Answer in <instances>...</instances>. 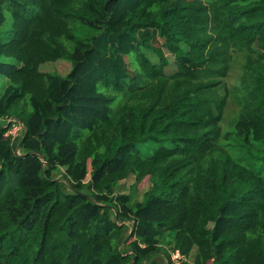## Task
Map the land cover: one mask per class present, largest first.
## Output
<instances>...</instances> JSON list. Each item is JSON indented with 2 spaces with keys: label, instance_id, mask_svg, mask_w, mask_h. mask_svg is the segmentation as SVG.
<instances>
[{
  "label": "trees",
  "instance_id": "trees-1",
  "mask_svg": "<svg viewBox=\"0 0 264 264\" xmlns=\"http://www.w3.org/2000/svg\"><path fill=\"white\" fill-rule=\"evenodd\" d=\"M0 80V264H264V0H0Z\"/></svg>",
  "mask_w": 264,
  "mask_h": 264
},
{
  "label": "rangeland",
  "instance_id": "rangeland-1",
  "mask_svg": "<svg viewBox=\"0 0 264 264\" xmlns=\"http://www.w3.org/2000/svg\"><path fill=\"white\" fill-rule=\"evenodd\" d=\"M8 23H11V19ZM9 36L6 37V42L9 41ZM171 58V56H169ZM245 63V56L243 53L239 51H235L233 53L232 61H231V68L229 71V75L226 79H224L223 82H225L228 85V88L230 92L232 93L235 88H238L242 81V75H243V65ZM71 69V64L66 61H58L54 63H47L44 66H42V70L50 73H56L61 76H65L68 74V72ZM168 70L172 72L174 70V66L171 62L170 66L168 67ZM4 82L0 80V88ZM223 94V92H222ZM240 110V106L236 102L234 97H231L228 100V105L225 111V118L222 121V131L223 133H226L231 130L232 123L236 119L238 112ZM4 124L3 122L1 123ZM20 128V132L18 133V130ZM14 128L17 129V134L19 139L22 138L23 135V128L21 125H16ZM150 185L148 183V179L143 181L140 185L135 186V179L132 177L129 180L122 181L120 183V192L125 194L132 195L134 201H141L143 198L144 193L149 189ZM172 235L169 233L167 236L164 237V239H161L162 244H166L167 242L170 243L172 240ZM169 244H166V246ZM170 245L166 250L170 251ZM171 252V251H170ZM172 256V252H171ZM193 260V259H192ZM191 262V260H189Z\"/></svg>",
  "mask_w": 264,
  "mask_h": 264
},
{
  "label": "built area",
  "instance_id": "built-area-1",
  "mask_svg": "<svg viewBox=\"0 0 264 264\" xmlns=\"http://www.w3.org/2000/svg\"><path fill=\"white\" fill-rule=\"evenodd\" d=\"M11 122H13V120L11 119V120H9V123H11ZM16 125H18L19 126V124H15L12 128H10V130L8 131V135L9 136H13V137H17L16 135H18L17 134V129L16 128H14ZM19 128V127H18ZM20 132V128H19V130H18V133ZM171 259H172V263L173 264H181V261L183 260V256L180 254V253H178V252H175V253H172V257H171Z\"/></svg>",
  "mask_w": 264,
  "mask_h": 264
}]
</instances>
